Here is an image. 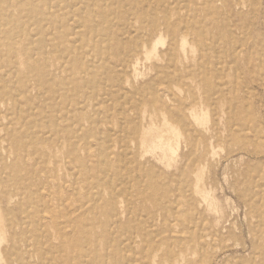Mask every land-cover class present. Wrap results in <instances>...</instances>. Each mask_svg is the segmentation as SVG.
<instances>
[{
    "label": "rangeland",
    "instance_id": "1",
    "mask_svg": "<svg viewBox=\"0 0 264 264\" xmlns=\"http://www.w3.org/2000/svg\"><path fill=\"white\" fill-rule=\"evenodd\" d=\"M88 1L53 14L63 37L41 23L57 49L0 46V264H264V0H129L145 16L167 10L172 32L106 20ZM51 3L0 0V11L36 38L28 7ZM62 44L92 54L69 59ZM19 134L37 150L18 148ZM58 228L93 256L73 254Z\"/></svg>",
    "mask_w": 264,
    "mask_h": 264
},
{
    "label": "bare ground",
    "instance_id": "2",
    "mask_svg": "<svg viewBox=\"0 0 264 264\" xmlns=\"http://www.w3.org/2000/svg\"><path fill=\"white\" fill-rule=\"evenodd\" d=\"M50 2L52 1V3L54 2L55 3V5H54V7H55V12L54 13H44L42 10L41 11H39V10H36V9H32V8H30V7H28L29 8V12H30V14L29 15H32L29 19H30V21H29V24L28 25H30V24H35V25H37L39 28H36V30H37V32L40 34L41 33V36H39V37H36V38H34V36L35 35H31V33L30 32H28L27 30H26V26L24 25V24H22V23H19V20L18 19H8L7 17H6V15H4V13L2 12V11H0V46L4 43L3 41L5 40V39H7V40H10V42L11 43H8V46H7V51H6V54H11V55H14V54H16L17 52H19V53H21V54H23L25 57L26 56H28V51H30V50H32L33 51V48L32 47H30L29 48V45L31 44V45H33V42H37V54L39 55V53L41 52V53H43L44 54V51L47 49V46L48 47H50V48H55V49H57L60 45H59V43H52V44H48V43H46V39H47V37H45V33H43V28L41 27V23L42 22H46V23H48L49 22V25H50V27H51V29L52 30H55V29H57L58 28V26L60 25V24H63L59 19H56L55 20V18L53 17V14H57V12L58 11H60V10H62V11H65L67 8H71V2L72 1H77V0H69V1H67V2H65V3H62L61 1H59V0H49ZM90 1V0H89ZM88 1V2H89ZM101 2H102V5H105L106 6V15L105 14H103V18L104 19H106L108 16L107 15H109V14H111L112 15V17H113V19H118V17L119 16H121V17H124V16H127L128 18H129V20H131V21H134V22H139V23H143V22H145V21H148L149 20V24L150 23H152V24H154L155 25V27L157 28H159V29H162V30H166V31H169V32H172L173 30H174V25H172L170 22H169V20H168V12H167V10H165V9H162L161 10V13H162V15H161V17H154L153 15H150V14H147V16H145V15H143V13H138V11H137V9L131 4V3H133L134 5H136V1L135 2H129V0H100ZM145 1V0H144ZM21 3H22V1H20ZM107 2H109V3H107ZM51 3V4H52ZM125 3H128V4H126V5H128V6H126L125 5ZM70 4V5H69ZM76 4V3H75ZM28 5H30V2H27L26 1V6H28ZM237 5H239V3L238 2H232V3H230L229 5H228V7H230L231 9L232 8H234V7H236ZM150 6V5H149ZM129 7H132V8H130V9H128ZM56 10H58V11H56ZM150 10H151V6H150ZM70 11V10H69ZM142 11H144V10H142ZM150 12H152V11H150ZM154 13V12H153ZM124 14V15H123ZM65 16L67 17V13L66 12H64V14H63V17L65 18ZM93 16L95 17V14H93ZM96 16H100V18L102 17V15H96ZM79 18L80 17H77V19L76 18H74V19H76V20H74L73 22L76 24H74L75 25V27H78V24H81L82 23V21L80 22V20H79ZM113 19H111L112 21H111V23L113 24V25H115V24H117L116 23V21L115 20H113ZM106 20H109V18L108 19H106ZM91 27V25H88V27L87 28H90ZM127 27V26H126ZM93 28L91 27L90 28V30H92ZM66 30V29H65ZM74 30V29H73ZM119 30V29H118ZM57 31H59L58 29H57ZM60 32V34H61V36L63 37L64 36V33H63V30H61V31H59ZM73 32V34H74V36H76V35H78L77 34V32H75V31H72ZM133 33H134V31H132ZM130 34H131V32H130ZM129 34V35H130ZM139 34V33H138ZM128 37V36H127ZM132 37H134L132 34H131V36H129L128 38H130V40L132 39ZM160 37V36H159ZM21 38V42L19 41V39ZM161 39H162V37H161ZM164 39V38H163ZM162 39V40H163ZM139 40V41H138ZM157 40H158V37H157ZM156 40V41H157ZM160 40V39H159ZM161 40V41H162ZM156 41H154L155 43H156ZM184 42L183 43H185V40H183ZM131 42H133V44H138V43H140L141 41H140V39H138L137 37L135 38H133L132 40H131ZM159 42V41H158ZM186 42H188V41H186ZM216 42V41H215ZM214 42V43H215ZM160 43V42H159ZM161 43H163V42H161ZM122 44V43H121ZM126 44H127V42H126ZM163 44H165V43H163ZM264 44V43H263ZM140 45V44H139ZM157 45V44H156ZM186 45H188V44H186ZM217 45V44H216ZM135 46V45H134ZM164 46V45H163ZM162 46V47H163ZM218 47V46H217ZM74 48H75V46H74ZM74 48H71V47H67V45L66 46H64L63 44H62V48L60 49L61 50V52H67V56L65 55V57L67 58H69V59H73L74 58V54H75V56H77V55H82V58H84V56L86 57H88V56H90L91 54H92V51H88V52H84V53H82V49H79V48H77V49H75L76 50V52H73V50H74ZM155 48V47H154ZM190 48V47H189ZM192 48V47H191ZM193 48H195V47H193ZM209 48V47H208ZM29 49V50H28ZM97 48H95L94 50H96ZM125 50V49H124ZM123 49H122V51H124ZM153 50V49H152ZM193 50V49H192ZM121 51V52H122ZM97 52H98V54L101 56L102 55V52L100 51L99 52V49H97ZM146 52H148V51H146ZM153 52V51H152ZM124 54H126L125 52H124ZM146 54H148V53H146ZM145 54V55H146ZM166 55H167V57H168V59H170L171 60V58H173V54H172V51H171V49L169 48L167 51H166V53H165ZM194 54V53H193ZM215 54V53H214ZM121 55H122V53H121ZM149 55V54H148ZM151 55V54H150ZM184 55H186V54H184ZM155 56V55H154ZM220 56H221V54H220ZM219 56V57H220ZM125 57V56H124ZM124 57H123V59H124ZM147 57V56H146ZM150 57V56H149ZM217 58V57H216ZM145 59H149V58H145ZM230 59V58H229ZM123 61V60H122ZM125 61V60H124ZM137 62V61H136ZM148 62V61H147ZM163 62V61H162ZM209 63V62H208ZM41 63H39V62H37V64H34L36 67L37 66H39ZM135 65V64H134ZM136 65H137V63H136ZM135 65V66H136ZM144 65V64H143ZM202 65H204V63L202 64ZM208 66V65H207ZM133 68H135L134 66H133ZM149 68V67H148ZM136 69V68H135ZM136 71V70H135ZM143 71V70H142ZM146 71V70H145ZM152 71V70H151ZM149 72V71H148ZM137 73V72H136ZM135 73V74H136ZM143 73V72H142ZM140 74V73H139ZM139 76V75H138ZM143 76V75H142ZM144 77V76H143ZM121 78V77H120ZM136 78H137V76H136ZM48 79L53 83V85H56V84H58V85H60V84H63V81L62 80H57L56 79V77H54V76H52V75H50L49 77H48ZM129 79V78H128ZM135 79V78H134ZM175 79V78H174ZM119 80V78L118 79H116V81H118ZM120 82H122L121 80H120ZM173 82V81H172ZM172 82H168L167 81V83H169V84H171ZM0 83H1V89H2V91H0V105L2 104V100L4 99V97H6L8 94V92L5 90V88H6V85H5V83H7V81L5 80V79H3V78H1L0 79ZM64 85V84H63ZM168 85V84H167ZM221 85V84H220ZM109 87V86H108ZM174 88V87H173ZM176 88V87H175ZM55 89V88H54ZM53 89V90H54ZM163 90V89H162ZM161 90V91H162ZM165 90V89H164ZM178 90H179V88H178ZM160 91V90H159ZM218 91V90H217ZM234 91V90H233ZM19 92H21V91H19ZM20 94V93H19ZM65 94V93H64ZM122 94V93H121ZM212 94V93H211ZM100 98V97H99ZM119 98H122V97H119ZM19 101V100H18ZM122 102H123V100H122ZM17 106V105H16ZM121 106H119V108H120ZM4 108V107H3ZM20 108H21V106H20ZM10 110V109H9ZM12 111V110H11ZM18 111V110H17ZM16 111V113L18 114V112ZM120 111V110H119ZM205 111H206V109H205ZM31 113V112H30ZM33 113V112H32ZM16 114V115H17ZM165 115V114H164ZM205 116H206V114H204ZM119 116V115H118ZM163 118H164V116H162ZM196 117V116H195ZM199 117H201V116H199ZM193 118H194V115H193ZM120 119H122V118H120ZM124 119V118H123ZM127 120H128V118H127ZM166 121V120H165ZM164 120H163V122H165ZM204 121V120H203ZM111 123V122H110ZM120 123H122L121 121H120ZM154 123V122H153ZM169 123V122H168ZM126 124H127V122H126ZM165 125V124H164ZM125 126V125H124ZM127 126V125H126ZM125 126V127H126ZM155 126H157V125H155ZM169 126V125H168ZM158 127V126H157ZM160 127H162V126H160ZM124 128V127H123ZM175 128V127H174ZM170 129V128H169ZM177 129V128H176ZM64 132H66V131H68V128L67 127H65L64 129ZM125 130V129H124ZM156 130V129H155ZM121 131V130H120ZM148 131V130H147ZM162 131V130H161ZM116 132V131H115ZM166 132V131H165ZM179 132H180V130H179ZM123 133H124V131H123ZM123 133H122V135H123ZM151 132H149V134H150ZM178 133V132H177ZM100 134V133H99ZM103 134V133H102ZM120 134V133H119ZM179 134V133H178ZM193 134V133H192ZM146 135H147V133H146ZM168 135V134H167ZM107 136V135H106ZM180 136H181V134H180ZM180 136H179V138H180ZM120 137V136H119ZM173 137V136H172ZM182 137V136H181ZM28 137H26L24 134H19L18 136H17V138H13L11 141L13 142V143H15V145H17L18 146V148H23V149H31L32 151H36L37 150V145H38V143H39V141L38 140H35L34 138H31L30 137V140L28 141V139H27ZM108 138V137H107ZM126 138V137H125ZM128 139V138H127ZM144 139V138H143ZM142 139V140H143ZM168 139V138H167ZM126 140V139H125ZM124 140V141H125ZM161 140V139H160ZM107 141V140H106ZM152 141V140H151ZM156 141V140H155ZM172 141V140H171ZM176 142L178 141V140H175ZM179 141H180V139H179ZM121 142H123V141H121ZM143 142V141H142ZM141 142V143H142ZM154 142V140L152 141V143ZM175 142V143H176ZM132 143H133V141H132ZM162 143V142H161ZM169 143V142H168ZM171 143H173V142H171ZM170 143V144H171ZM174 143V144H175ZM179 143V142H178ZM148 144V143H147ZM151 144V143H150ZM160 144V143H159ZM152 146H153V148H154V146L155 145H157L156 143H154V144H151ZM163 145H164V143H163ZM168 145V144H167ZM143 146V145H142ZM178 146V145H177ZM159 147H162L161 145L159 146ZM158 147V148H159ZM170 147H171V145H170ZM180 147V146H179ZM128 148V147H127ZM142 148V147H141ZM165 148H167V146L165 147ZM164 148V149H165ZM161 149V150H160ZM159 150L163 153V151H165V150H162L163 148H160ZM167 149H169V148H167ZM180 149V148H179ZM150 150H151V148H150ZM149 150V151H150ZM156 150H157V147H156ZM158 150V151H159ZM174 150H175V148H174ZM147 151H148V149H147ZM153 151V150H152ZM151 151V152H152ZM154 152V151H153ZM169 152V151H168ZM170 152H171V149H170ZM174 152H176V151H174ZM156 153V152H155ZM173 153V152H172ZM171 153V154H172ZM102 154V153H101ZM165 154H167L168 155V153L166 152ZM170 154V155H171ZM166 155V156H167ZM173 155V154H172ZM176 155V154H175ZM156 156H157V154H156ZM174 156V155H173ZM159 157V156H158ZM168 157V156H167ZM142 158V157H141ZM169 158V157H168ZM172 160H171V159ZM170 158H169V160L168 161H172L173 162V159H175V158H172V156H170ZM162 159H163V155H162ZM166 159V158H165ZM164 159V160H165ZM160 160V159H159ZM159 160H156V161H159ZM164 160H162V161H164ZM162 161H160V163L162 162ZM167 161V162H168ZM170 161V162H171ZM123 163V162H122ZM127 163V162H126ZM168 164V163H167ZM166 164V165H167ZM1 165H2V167L4 168V169H7V167H8V164H7V162H6V160H4V159H2L1 160ZM26 165V164H25ZM169 165H170V163H169ZM169 167V166H168ZM2 174H3V172H2ZM150 174V173H149ZM5 175V174H4ZM117 175H118V173H117ZM145 175V174H144ZM3 177V176H2ZM5 177H6V175H5ZM122 177V176H121ZM127 177V176H126ZM123 178V177H122ZM181 179V178H180ZM118 180V179H117ZM122 180V179H121ZM138 180V179H137ZM141 181V180H140ZM119 184H120V182H119ZM127 184V183H126ZM130 184V183H129ZM116 186V185H115ZM114 186V187H115ZM198 186V185H197ZM196 186V187H197ZM119 189V188H118ZM197 189H198V187H197ZM196 189V190H197ZM117 191V190H116ZM200 191V190H199ZM199 191H196L195 192V194L197 193H199ZM200 193H202V192H200ZM199 193V194H200ZM205 193V192H204ZM253 193V192H252ZM198 194V195H199ZM204 195V194H203ZM254 195V194H253ZM252 195V196H253ZM201 196V195H200ZM203 196H201V198H202ZM260 197V196H259ZM205 199H207L206 197H204ZM252 198V197H251ZM204 199V201H206ZM256 199V198H255ZM254 199V200H255ZM203 200V199H202ZM264 200V199H263ZM34 201V200H33ZM250 201V200H249ZM255 201H258V199L257 200H255ZM123 202V201H122ZM214 202V201H213ZM206 203V202H205ZM256 203H258V202H256ZM261 204H262V202H261ZM208 205H210V204H208ZM258 205H260V204H258ZM210 206H212V205H210ZM261 206V205H260ZM12 208V207H11ZM263 208V207H262ZM93 210H96V207H93L92 208ZM101 209H103L102 207H101ZM261 209V208H260ZM10 211H11V209H10ZM77 211V210H76ZM42 212H44V210L42 211ZM256 213H257V211H256ZM42 215V214H41ZM106 215V214H105ZM109 215V214H108ZM262 215V214H261ZM111 219V218H110ZM114 220V219H113ZM159 221V220H158ZM261 222V221H260ZM259 222V223H260ZM60 224H61V222H60ZM108 225H109V223H108ZM107 225V226H108ZM38 230V229H37ZM148 230H150V229H148ZM57 234L59 235V236H61L62 238H63V242H65V243H68L69 245H74L75 244V247H77V251H73V254L75 253V255L76 256H80V255H86V256H93V254H90L89 252H88V250L86 249V246H87V244H88V242H87V239L85 240L84 239V241L83 242H81L80 243V241L77 239V238H75L74 236H71V237H67V233L64 231V230H62L61 228H58L57 229ZM152 234H154V233H152ZM165 234V233H164ZM155 235V234H154ZM167 235H169V233L167 234ZM158 236V235H157ZM46 238V237H45ZM148 239V238H147ZM199 239V238H198ZM198 242H199V240H198ZM199 243H201V242H199ZM198 243V244H199ZM46 244V243H45ZM44 244V245H45ZM202 245V244H201ZM200 245V246H201ZM48 246V245H47ZM204 247V246H203ZM81 250V251H80ZM45 255H43V256H52L53 254H52V252L51 251H45V252H43ZM146 254V253H145ZM143 256V255H142ZM96 258H97V256H95ZM92 259H96V258H93V257H91ZM143 260V259H142ZM26 261V260H25ZM146 261V260H145ZM27 262V261H26Z\"/></svg>",
    "mask_w": 264,
    "mask_h": 264
}]
</instances>
